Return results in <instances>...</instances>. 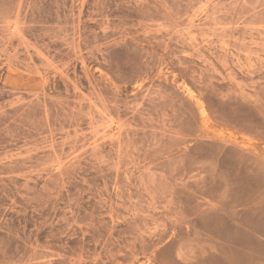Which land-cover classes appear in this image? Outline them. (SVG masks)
I'll return each mask as SVG.
<instances>
[{
	"label": "rangeland",
	"instance_id": "374dc122",
	"mask_svg": "<svg viewBox=\"0 0 264 264\" xmlns=\"http://www.w3.org/2000/svg\"><path fill=\"white\" fill-rule=\"evenodd\" d=\"M0 264H264V0H0Z\"/></svg>",
	"mask_w": 264,
	"mask_h": 264
}]
</instances>
